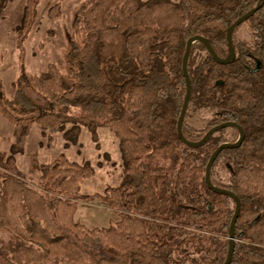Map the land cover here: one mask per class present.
Segmentation results:
<instances>
[{
    "label": "trees",
    "instance_id": "trees-1",
    "mask_svg": "<svg viewBox=\"0 0 264 264\" xmlns=\"http://www.w3.org/2000/svg\"><path fill=\"white\" fill-rule=\"evenodd\" d=\"M262 1H85L63 68L50 64L29 80L52 109L41 111L18 88L11 99L0 92V113L14 125L13 154L24 151L34 121L50 139L68 122L92 132L108 127L119 140L122 181L90 198L107 203L119 219L94 228L75 219L82 185L94 175L90 164L60 155L41 166V191L0 165V229L20 239L12 249L15 264H224L236 202L212 191L205 172L213 152L228 142L227 128L197 148L179 138L187 93L183 59L195 36L228 58V29ZM59 13V4L50 10L51 17ZM244 24L252 38L234 40L228 64L217 63L203 42L191 45L186 117L197 110L211 119L198 139L197 129L184 121L183 135L198 141L225 122L244 130L241 146L223 150L212 167L213 176L225 164L228 183L212 182L241 202L231 264H264V7L238 28ZM232 128L238 140L240 132ZM79 132L74 126L66 137L76 141ZM9 161L11 167L14 158Z\"/></svg>",
    "mask_w": 264,
    "mask_h": 264
},
{
    "label": "rangeland",
    "instance_id": "rangeland-1",
    "mask_svg": "<svg viewBox=\"0 0 264 264\" xmlns=\"http://www.w3.org/2000/svg\"><path fill=\"white\" fill-rule=\"evenodd\" d=\"M86 0H0V92L11 99L18 88L23 89L41 107L48 111L51 106L35 93L29 80L45 72L50 64L63 68L66 49L73 32L77 12ZM179 1V0H174ZM60 5V13L50 16V10ZM29 19V20H27ZM248 25L237 29L234 40H251ZM63 114H70V108L58 109ZM211 114L205 111L191 110L185 122L197 129V138L205 129ZM74 126L80 132L76 141L66 137ZM224 135L228 142L237 141V131L227 128ZM52 138L44 133L34 121L24 144V151L13 154L15 141L14 125L0 113V165L13 169L31 187L41 191V166L53 163L60 155L80 164H90L94 175L86 179L81 189V202L75 219L90 228L109 227L119 216L101 199L91 200L93 195L104 193L109 186L121 184L123 157L119 140L105 126L92 132L87 126L77 122L66 123L65 129L53 133ZM14 162L10 167L9 159ZM229 169L219 163L211 177L223 184L228 183ZM89 198V199H88ZM20 239L5 229H0V264H15L12 249ZM193 252L192 247H188ZM192 264V263H188Z\"/></svg>",
    "mask_w": 264,
    "mask_h": 264
},
{
    "label": "water",
    "instance_id": "water-1",
    "mask_svg": "<svg viewBox=\"0 0 264 264\" xmlns=\"http://www.w3.org/2000/svg\"><path fill=\"white\" fill-rule=\"evenodd\" d=\"M264 7V0L262 1L261 4H259L257 7H255L253 10H251L249 13L245 14L244 16L240 17L238 20H236V22L228 29L227 31V41H228V47H229V55L228 58L223 59L220 56H218L216 54V52L213 50L212 46L210 45L209 41L202 37V36H195L193 38H190L187 42V47H186V53L183 59V73L186 79V84H187V93H186V97L184 100V104H183V108L178 120V135L179 138L188 146H191L193 148H197V147H201L202 145H204L205 143H207L209 141V139L216 134L217 132H219L220 130L226 129V128H232V127H236L239 132H240V138L235 142V143H231V142H225L223 144H221L211 155L207 166H206V172H205V181L208 185V187L216 192V193H220V194H224L227 196H230L232 199L235 200L236 202V209H235V214L232 218L231 224H230V231H229V248H228V253H227V257L226 260L224 262V264H231L232 262V258L234 255V251H235V227L240 215V210H241V202L239 197L234 194L231 190L226 189V188H220L217 187L213 184L212 182V177H211V172H212V167L216 161V159L218 158V156L220 155V153L228 148L234 149V148H238L241 146V144L243 143L244 139H245V133L244 130L242 129V127L237 124L236 122H225L219 125H216L214 127H212L207 133L206 135L198 141H193V140H188L184 137L183 135V125H184V121H185V117H186V113L188 110V106H189V102H190V98H191V80L188 74V69H187V65H188V60H189V55H190V51H191V45L196 42V41H201L204 43L207 52L212 56V58L220 64H228L229 62L232 61L233 57H234V47H233V42H234V38H233V32L235 31L236 28H238L241 24H243L246 20H248L252 15H254L258 10H260L261 8Z\"/></svg>",
    "mask_w": 264,
    "mask_h": 264
},
{
    "label": "crops",
    "instance_id": "crops-1",
    "mask_svg": "<svg viewBox=\"0 0 264 264\" xmlns=\"http://www.w3.org/2000/svg\"><path fill=\"white\" fill-rule=\"evenodd\" d=\"M114 211V210H113Z\"/></svg>",
    "mask_w": 264,
    "mask_h": 264
}]
</instances>
